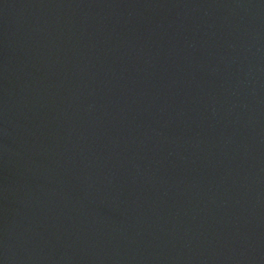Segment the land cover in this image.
<instances>
[{"label": "water", "instance_id": "95a60500", "mask_svg": "<svg viewBox=\"0 0 264 264\" xmlns=\"http://www.w3.org/2000/svg\"><path fill=\"white\" fill-rule=\"evenodd\" d=\"M0 264H264V0H0Z\"/></svg>", "mask_w": 264, "mask_h": 264}]
</instances>
